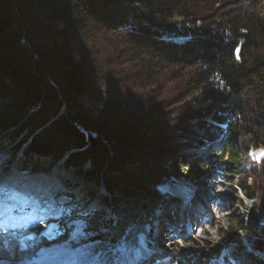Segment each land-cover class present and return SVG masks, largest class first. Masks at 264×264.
Here are the masks:
<instances>
[{
    "label": "trees",
    "instance_id": "1",
    "mask_svg": "<svg viewBox=\"0 0 264 264\" xmlns=\"http://www.w3.org/2000/svg\"><path fill=\"white\" fill-rule=\"evenodd\" d=\"M218 135L231 163L264 148V0H0V142L65 156L105 192L112 220L82 223L72 247L134 248L165 212L156 187L206 165L181 152ZM253 161L238 184L244 243L224 240L226 264H264V156Z\"/></svg>",
    "mask_w": 264,
    "mask_h": 264
},
{
    "label": "rangeland",
    "instance_id": "2",
    "mask_svg": "<svg viewBox=\"0 0 264 264\" xmlns=\"http://www.w3.org/2000/svg\"><path fill=\"white\" fill-rule=\"evenodd\" d=\"M167 90L170 96L173 95L169 101L176 102L181 93L176 92L174 85H167ZM219 130L221 133L225 128L220 127ZM19 138L10 142L3 140L0 142V178L6 176L5 179H9L10 182L16 176L22 178L23 173L30 174L26 178L35 182L33 175L38 174L37 176L41 175L39 180L43 178L44 183L46 181L50 183L44 184L49 189L70 197L57 199L62 207L56 212L57 215L44 225L42 224L43 226L33 231L16 232L15 234L19 236L12 240L2 238L0 262L16 260L17 262L6 264H26L38 259L49 260L53 255V261H56L57 257L61 258L59 264H140L143 258L142 264H204L203 256L207 264H224L225 261L222 258L225 252L221 247L224 240H238L244 243L238 229L244 224L245 207L250 208L252 204L244 197L238 184L244 178L241 171L248 169L246 167L250 165L249 159L254 160L253 164H257L264 156L263 147L249 153L248 160L241 165V163H231L227 159H221L217 153L221 152L224 144L230 141L224 138L226 142L211 144L206 139L198 137L200 144H190L192 146L185 148L181 156L189 157L187 162H191V160L199 159L198 156L201 153L200 159H205L206 165L200 166L198 173L188 175L187 180L176 181L172 186L161 189L165 194L161 196L167 204L165 212L156 211L157 219L146 226L145 233L140 232L136 235V249L128 251L126 247H129L130 241L122 237L115 246H103L95 241L80 245L75 251L70 252L65 247H70L72 242H78L82 236L88 238L87 233L82 231L83 224L87 221L112 220L109 219L110 212L106 205L99 200L100 195L105 194L104 189L100 185L87 184L86 188L82 186L80 176L71 175L73 172L63 159L48 163L47 159L37 155L24 157L23 151L28 141L16 149ZM13 149L17 151L14 152ZM190 157L191 160H189ZM25 163L28 168L33 166L31 169L20 172L18 167ZM45 174L47 177L44 176ZM53 175H56L58 181L53 179ZM50 179L54 180L55 186L51 185ZM247 182L249 186L252 180L248 179ZM188 185L197 186L194 189L195 196H191L193 199L189 201L188 196L191 191L187 189ZM88 191H93L90 196ZM171 200H177V205L170 204ZM187 210L193 211L192 216L200 217L196 219V222H191V225L184 224L180 217L188 212ZM169 212L174 215L170 213V217L166 216ZM199 222L204 230L203 234H200V229L196 228V223ZM188 227L191 228L190 237L184 238L178 234V230L185 231ZM97 230L104 229L98 227ZM8 233L10 234V231ZM258 257L264 261L262 255Z\"/></svg>",
    "mask_w": 264,
    "mask_h": 264
},
{
    "label": "bare ground",
    "instance_id": "3",
    "mask_svg": "<svg viewBox=\"0 0 264 264\" xmlns=\"http://www.w3.org/2000/svg\"><path fill=\"white\" fill-rule=\"evenodd\" d=\"M37 175H38V174H36V176L33 175V177L35 178V181H42V182H43V178H41L42 180H39V178H40L41 175H40V176H37ZM27 176H30V174L22 175V178H19V176H16L14 179H12V180L10 181V183H11L12 181H13V182H15V181L19 182V181H23V180H25V181H27V182H30L29 179L26 178ZM44 176L47 177V174H45ZM55 176H56V175H55ZM55 176L53 175V179H55V180L58 181L57 177H55ZM66 177H67V176H66ZM58 178H59V177H58ZM50 180H51L50 182L52 183L51 185L55 186V185H54V184H55V183H54V180H52V179H50ZM8 184H9V182H8ZM48 184H50V183L48 182ZM34 186H36V187L39 188L38 183H36V182H34ZM41 189H43V188H41ZM174 201L176 202V204L178 203L177 200H174ZM98 210H99V209H98ZM187 211H190V210H187ZM93 212H94V211H93ZM109 212H110V211H109ZM109 214H110V213H109ZM109 216H110V215H109ZM181 230H182V229H181ZM181 230H178V234L184 236L186 233H185L184 230H182V231H181ZM186 230H187V229H186ZM143 260H144V258L142 259V261H143ZM142 261H141V262H142ZM141 262H140V264H142Z\"/></svg>",
    "mask_w": 264,
    "mask_h": 264
},
{
    "label": "water",
    "instance_id": "4",
    "mask_svg": "<svg viewBox=\"0 0 264 264\" xmlns=\"http://www.w3.org/2000/svg\"><path fill=\"white\" fill-rule=\"evenodd\" d=\"M195 182V181H194ZM7 262L9 263H13V262H17L16 260L13 261V260H8V261H1L0 264H6Z\"/></svg>",
    "mask_w": 264,
    "mask_h": 264
}]
</instances>
